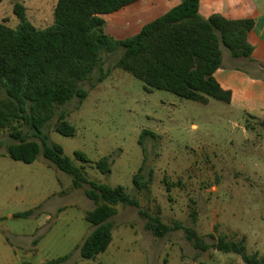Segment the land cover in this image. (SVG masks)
<instances>
[{
    "label": "rangeland",
    "instance_id": "1",
    "mask_svg": "<svg viewBox=\"0 0 264 264\" xmlns=\"http://www.w3.org/2000/svg\"><path fill=\"white\" fill-rule=\"evenodd\" d=\"M57 1L2 0L0 21L15 28L19 19L14 6L20 2L37 28L48 27ZM105 18L107 33L116 34L117 18ZM120 54L103 53L108 77L97 83V71L82 82L88 97L58 106L45 131L69 157L81 150L91 158L92 163H84L90 180L124 186L139 199L140 208L181 228L156 237L146 229L138 207L119 204L111 219L112 243L96 259L83 258L81 245L95 228L86 220L95 207L86 195L89 185L73 188L71 177L43 154L32 163L11 158L6 130L0 148V264H44L65 255L69 259L59 264H246L241 256L212 247L221 235L235 241L245 236L246 252L262 257V119L212 97L201 103L166 90L149 92L143 81L116 67ZM223 54L236 63L243 60L225 47ZM61 114L75 126L76 135L57 132ZM144 130L154 135L147 134L141 143ZM106 155L111 156L109 174L95 165ZM142 166L149 185L139 190L133 178ZM26 211L32 214L16 216ZM186 229L195 230L210 248L196 247Z\"/></svg>",
    "mask_w": 264,
    "mask_h": 264
},
{
    "label": "trees",
    "instance_id": "2",
    "mask_svg": "<svg viewBox=\"0 0 264 264\" xmlns=\"http://www.w3.org/2000/svg\"><path fill=\"white\" fill-rule=\"evenodd\" d=\"M137 1L58 0L54 23L45 28H37L29 20L26 7L18 2L14 13L19 24L12 28L0 21V87L4 93H0V148L4 145L2 134L8 130L12 142L7 145V152L11 158L32 163L43 154L71 177L73 188L89 185L86 195L95 207L87 213L86 220L95 228L80 248L85 259H96L112 243L111 219L119 204L138 207L139 214L147 219L146 229L156 237H164L181 226L168 225L159 216L140 208L139 199L131 196L124 186L90 180L84 163L93 161L85 152L76 150L73 159L66 155L62 145L51 143L45 128L57 107L74 98L84 101L89 90L82 82L97 71L100 74L96 82H103L109 75L104 69L103 53L118 51L121 54L116 67L143 81L149 92L160 89L201 103H208L212 97L229 104L232 91L224 89L215 76L223 64V47L237 58H251L254 52L248 40L254 19H228L219 13L206 18L200 13V0H182L133 36L117 39L107 33V20L102 15ZM24 127L38 140L30 139ZM56 130L66 136L76 135V128L66 120V114H61ZM149 133L153 134L149 130L142 132L141 143ZM110 158L106 155L95 162L100 172L111 173ZM142 172L143 166L133 178L139 190L149 185ZM31 214L32 211H26L16 216ZM186 231L196 247L210 248L195 230ZM245 241V236L235 241L221 235L212 247L237 254L246 264H264V255L246 252ZM69 257L65 255L44 264H59Z\"/></svg>",
    "mask_w": 264,
    "mask_h": 264
},
{
    "label": "crops",
    "instance_id": "3",
    "mask_svg": "<svg viewBox=\"0 0 264 264\" xmlns=\"http://www.w3.org/2000/svg\"><path fill=\"white\" fill-rule=\"evenodd\" d=\"M181 1L139 0L102 16L117 18L116 34L112 36L124 39L137 34L145 24L162 16ZM200 13L206 18L219 13L228 19L255 20L248 35L249 42L254 46L251 58L239 57L243 60L236 63L223 54L222 67L215 76L224 89L232 91L229 105L233 109L264 120V0H200Z\"/></svg>",
    "mask_w": 264,
    "mask_h": 264
}]
</instances>
